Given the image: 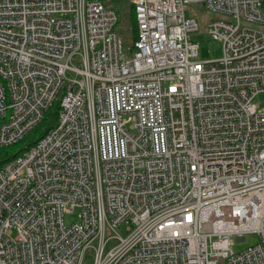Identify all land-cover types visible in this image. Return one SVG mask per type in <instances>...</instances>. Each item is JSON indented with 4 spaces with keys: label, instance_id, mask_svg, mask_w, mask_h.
<instances>
[{
    "label": "built area",
    "instance_id": "2783aa9c",
    "mask_svg": "<svg viewBox=\"0 0 264 264\" xmlns=\"http://www.w3.org/2000/svg\"><path fill=\"white\" fill-rule=\"evenodd\" d=\"M129 1L0 0V264H264V0Z\"/></svg>",
    "mask_w": 264,
    "mask_h": 264
},
{
    "label": "rangeland",
    "instance_id": "374dc122",
    "mask_svg": "<svg viewBox=\"0 0 264 264\" xmlns=\"http://www.w3.org/2000/svg\"><path fill=\"white\" fill-rule=\"evenodd\" d=\"M115 8L121 16V23L118 26V31L123 38L125 45H131V39L134 38L135 21L133 15V6L129 0H117ZM186 10L189 17H193L199 24V31L192 35L193 43L199 46V60L210 61L219 59L223 56V46L221 43L214 41L208 34L209 25L217 19V16L208 11L203 3H191L186 5ZM264 107V94L257 99ZM79 221V213L76 212L67 217V224H73ZM259 242L257 235H249L247 242L235 244L237 253L247 250L249 247L256 245ZM87 264H93L92 258L87 260Z\"/></svg>",
    "mask_w": 264,
    "mask_h": 264
},
{
    "label": "trees",
    "instance_id": "16d2710c",
    "mask_svg": "<svg viewBox=\"0 0 264 264\" xmlns=\"http://www.w3.org/2000/svg\"><path fill=\"white\" fill-rule=\"evenodd\" d=\"M107 7L115 8V3L117 0H100ZM134 11V10H133ZM134 15L135 21V30L133 32L134 38L136 39L137 33V24ZM59 103L60 100L54 105V107L47 113L45 120L42 124H40L37 128L31 131L21 142L18 144L8 147V148H0V167L5 165L6 163L12 161L19 155H22L24 152L28 151L32 148L39 140H41L47 132L56 125L57 117L59 113Z\"/></svg>",
    "mask_w": 264,
    "mask_h": 264
}]
</instances>
